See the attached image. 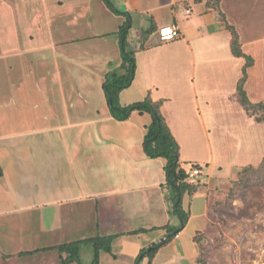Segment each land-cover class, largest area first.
Here are the masks:
<instances>
[{
  "label": "crops",
  "instance_id": "0c3cea01",
  "mask_svg": "<svg viewBox=\"0 0 264 264\" xmlns=\"http://www.w3.org/2000/svg\"><path fill=\"white\" fill-rule=\"evenodd\" d=\"M0 2V7L10 13L7 10L8 3L4 0ZM109 2L111 6L106 0L104 2V6L110 12L109 18L104 13H98L101 10L100 7L96 5L94 9L95 5H91L90 13H96L97 19L95 18L94 23H86L88 34H80L83 25L74 21L64 23V25L74 27L79 33L78 36L51 39V32L46 34L50 42L45 40L46 43L40 44L38 49L40 47L48 50V54L55 57L52 61L42 58L34 60L33 57L32 59L28 57L30 63H26L27 57L22 62L13 59L15 58L13 50H18L16 53L18 52L21 57L23 55L19 51H35L37 44L28 42L22 44L19 38L26 41L34 40V19L37 16L34 17V13L29 14L20 10H13L14 13L11 14L14 18V25L16 24L13 29L11 28L12 38L16 43L12 50L10 47L1 45L2 71L8 74L7 72L10 71L8 68L14 64L34 65L41 70L40 79L45 85L41 90L46 89L53 93L54 90H59L60 97L55 109H51V104L55 106L57 103L51 101V95L46 92L48 103L45 105L47 111H44L43 117L49 118V112L56 110H63L66 115L70 105L74 113L83 112L91 105L97 115L82 119L69 118L57 121L56 124L47 122L39 128L26 127L10 133L0 132V166L3 171L0 176L1 256L3 253L10 254L6 253L7 249L2 248L1 243L10 241L13 238L11 235L21 231L25 227L24 223L28 222L27 220L22 221V224L18 225L19 228H16L18 230L15 231L9 232L4 228L7 225L4 220L10 221L15 218L18 211L49 209V207L51 209L56 205L75 202L90 203L93 215H89L88 212L85 220L90 218L92 221L85 224L82 221L83 217L79 215L82 218L79 226L75 228L69 226L68 230L81 229L86 232L87 228L88 233L92 232L94 236L97 234L116 235L112 244L113 252L103 251L100 264H134L143 248L160 242L168 234V230L166 234V229H164L167 223H175L173 227H177L180 223L177 216L170 217L169 207L173 203L169 204L165 195H171L170 190L164 186L166 184L165 159L150 158L143 150L146 126L151 122L152 117H145L147 113L141 114L134 111L127 120L121 121L112 116L110 109L109 113L105 112L100 115L98 113L100 108H96L95 103H89L92 97L103 95L104 90L102 93L100 89H104L103 82L110 64L120 65L122 62V44L119 36V29L123 24L122 13L126 14V20L128 17L131 18L128 42L135 51L136 65L140 66L145 78L144 87L138 86L137 90H149L148 94L154 100H163L162 113L180 144V155L183 143L180 137L178 138L176 129L181 130L182 126L177 127L166 114L167 107L170 106L168 104L175 101L177 93L172 84L170 85L174 89L167 85L165 89H161L158 76L168 70L161 68V65L170 67L174 63L178 64V66L174 65L178 67L174 69V72L179 71L178 76L180 77H175L174 74L175 83L191 79L192 85H188L189 92H186V95H190L191 90L196 93L198 105V90H204L205 87L199 86L195 81L198 71L196 66L200 65L221 66L218 70L210 69L212 73L208 72L209 68H205L206 76L211 77L212 83L218 81L223 84L222 86L228 79H233L234 87H231L233 89L231 96H235V85L243 75L246 59L232 53V33L227 27L229 23L238 31L244 53L254 58V64L248 68L246 88L247 82H250L257 68L258 61L254 43L259 39L257 33L264 32V27H260L261 19L251 21L246 14L264 13V0H220L218 8H208L206 6L208 0H114V2L109 0ZM64 3V0H58L60 7ZM19 13H22L24 17L22 26L27 28L24 36L16 30L20 27ZM46 13H40L41 16H39L44 20L43 24L39 23L43 25L40 33L44 34L50 25V18L46 16ZM136 18L143 20V25L140 26L143 29L142 33L140 31L141 34H139L140 28L135 26ZM147 19L150 21L148 22ZM173 24L178 27L179 36L174 40L161 41L157 36L158 29ZM151 29L153 32L148 33ZM82 42V51L78 55L75 56L76 49H68V54L66 46L78 47ZM211 50L220 51L223 56L220 54L208 56ZM7 57H10V61L4 60ZM190 66L192 69L186 71V68ZM190 71L193 73L191 74ZM214 71L218 74L217 80L212 76ZM155 78H157L156 81ZM88 83L92 85L91 89L88 88ZM212 83L207 87L213 88ZM78 85L81 89H78ZM98 85H101L100 89ZM64 88L68 91L65 92ZM173 94L176 97H173ZM184 96L183 94L180 98L181 102ZM9 98V103L12 101L11 107L13 108L17 98L13 99L10 96L5 97V101L0 103V109H3ZM182 103L180 111H183L185 107ZM94 110H91L93 114ZM134 119L136 122L133 121ZM208 127L209 125L204 126L208 144L212 147L213 138L209 134ZM4 129L5 127L0 124V131ZM52 146L56 148L53 153H51ZM180 161L186 169L181 158ZM193 161L203 167L202 172L206 170L205 166L209 168L208 162L204 164L196 159ZM205 174L206 172L200 179H203ZM212 174L213 171H210L209 177ZM206 183L202 180L201 185L204 186L206 192L203 197L206 203L205 208L209 209V191ZM201 185L193 195L204 192ZM187 194L183 198L185 203L188 202ZM187 208L190 211V218L186 227L193 225L197 218L206 216L205 212L194 211L192 205ZM196 226L194 223V234L185 235L184 230L179 232L170 243L158 251L151 264H179L180 261H188L189 263L186 264H200L198 249L189 247L190 242L193 246L196 244L194 237L203 230L199 225ZM140 228H146L148 231L131 234L132 231ZM52 231H60L61 235L68 233L65 232L64 227L61 229L51 226L50 232ZM41 233V230L33 232L35 236H32L31 240L37 245L34 250L46 248L38 246L42 238ZM23 239L25 240L26 237ZM28 251L22 249L19 254ZM75 263L77 262L72 264ZM142 264H149L148 258L144 259Z\"/></svg>",
  "mask_w": 264,
  "mask_h": 264
},
{
  "label": "rangeland",
  "instance_id": "374dc122",
  "mask_svg": "<svg viewBox=\"0 0 264 264\" xmlns=\"http://www.w3.org/2000/svg\"><path fill=\"white\" fill-rule=\"evenodd\" d=\"M4 1L8 3L7 10H9L10 13H7L0 7V50L3 45L4 47H10L12 50L16 43L12 38L13 33L11 30V28L13 29L14 26H16V24L14 25V18L11 15L14 13L13 10L25 11L29 14L34 13V17L37 16L36 19H34V40L26 41L25 39L22 40L19 38V42L22 44H24V42L37 44L35 46V51H19L22 52L23 57H21L18 55V52L16 53L18 50H13V54L15 55L13 59L22 62L27 57L26 63H30L28 62V57L30 59L33 57L34 60L42 58L46 61H52L53 58H55L53 55L48 54V50H43L40 47L38 49L40 44L46 43L45 40L50 42V39L46 36L48 32H51V39L78 36L79 33L74 27L66 26L64 23H70L71 21L75 23L80 22L83 25L80 34H88L85 27L86 23H94L96 18V13H90L91 5H95L94 9L96 5L100 7L101 10L98 11V13H104L108 15V18L110 13L104 6L105 0H64L65 3L62 7L58 5V0ZM39 12H47L46 16L50 18L49 29L45 34L40 33L43 27V25L41 26L40 24H43L44 20L39 17L41 16ZM125 15L124 13L121 15L123 24L126 23ZM246 15L251 21L261 19L262 22L260 27H264V13H247ZM23 18L22 13H19L20 27L16 30H19L21 36L25 35V29H27L22 26ZM148 19L147 21L149 22L150 20ZM141 25H143V20L141 18H136L135 26L140 28L139 34L143 31L140 27ZM76 28L78 27L76 26ZM89 32L91 33V31ZM257 34H259V39L254 43V47H256L255 54L257 56L258 65L250 82H247V88L245 83V88L248 89L247 91L251 101L264 102V32H259ZM82 45L83 42L80 43L78 47L66 46L65 49L67 52L68 49H76V56L82 51ZM24 46H26V44ZM128 49H132V47L128 45ZM218 54L222 55L220 51L211 50L207 55L212 56ZM162 59L163 57L161 56V60ZM4 60L10 61V57L4 58ZM135 61L137 62V59H135ZM121 64L109 66L107 73L115 68L118 74L128 72L129 70L126 71L124 67H121ZM174 65L178 66V64L175 63L170 67H166L164 64L163 66L161 65V68L168 70L164 74L160 73L158 80L161 81V89H165L167 85L171 89L175 88L174 90L177 93V97L174 94L172 95L176 97V99L174 102H171V104H168L170 106L167 107L168 111L166 114H168L172 123H175L177 127L182 126L181 130L176 129L178 132H176V134L177 136L179 135L178 138L180 137L183 143L180 158L186 169H189L195 164V161H193L195 159L204 164L205 162L210 164L209 168L205 166L206 170H203V172V167H200L202 168L201 174L196 182L200 184L202 180L207 182L206 185L208 186L210 201L209 209L205 208L206 203L203 201L204 194L206 195L204 186L202 187L201 185L204 189V192H201L203 194L198 193L191 196L187 193L184 194V196L187 194L188 197L187 203H185V199L183 200L184 210H187V207L192 205L194 211H202L206 214V216L197 218L194 221V223L202 227L204 231L202 230L198 234L200 241H196L194 246L190 242L189 247H195L196 250L198 249L197 253L201 254L200 249L204 246L205 257L211 264H264V172H255L251 170L245 174L243 181L241 180L238 182L240 186L236 184L240 178L238 175L240 169L249 165L258 167L260 161L264 157V122L259 123L255 119H252L253 117L251 118L245 112L242 105L236 99V96H231L233 90L231 87L234 83L233 79H228L227 82L224 83V86H222L223 84L218 81L212 83L211 77L206 76L205 68H209L208 72L212 73L210 69L215 68L218 70L221 66L217 65L211 67L208 64H205L207 67L202 65L196 66L198 71L195 81L199 86H205L204 90H198V105L195 97L196 93H193L191 90L190 95H186V92H189L187 89L188 85H192L191 79H185L184 82L180 81L179 83H175V77L180 76H178L179 71L174 72V69L178 68L174 67ZM233 68L236 69L234 66ZM8 69L10 71L6 74L2 71L3 65H0V103L5 101V97L8 98L10 96H12L13 99L16 97L17 101L12 108V101L9 103V98L6 100L7 104L3 106V109H0V124L5 127V129L0 132L10 133L23 130L26 127L39 128L47 122H49V124H56L57 121H63L69 118L82 119L97 115L96 110H94L91 105L90 108L78 113H74L75 111L70 105L66 115L63 110H56L54 112L51 110L52 112H49V118L43 117L44 111H47L45 105L48 103L46 102V92H49L51 95V101L57 103L55 106L50 103L52 106L51 109H55L58 106L60 97L59 90H54V93L46 89L41 90L42 87H45L40 79L41 70H38V67L34 65L26 66L14 64ZM189 69L191 70L192 67H187L186 71ZM190 73L192 74L193 72L190 71ZM133 74V76H136L134 77L135 80L133 78L134 83L123 89L119 95V102L123 105L141 101L149 92V90L145 89L141 91L137 90L139 89L138 86L144 87L143 84L145 83V78L138 64L135 70H133ZM212 76L215 77V80L218 79L216 71L213 72ZM156 79L157 78H155V81ZM76 83L79 84V82ZM211 83L213 88L207 87ZM170 84H172L174 88L171 87ZM87 85H89L88 88L91 89L92 85L89 83ZM100 87L101 85H98L99 89ZM237 87L238 83L235 85L236 91ZM78 89H81L80 85H78ZM101 90L103 93L104 89H100V91ZM216 90L220 91L218 92ZM64 91L67 92L68 90L64 88ZM72 92H74V90H72ZM104 93L103 95L100 94V96L92 97L91 101L89 100V103H95L96 108H100V112H98L100 115H103L105 112L109 113L108 110L110 109L109 105L107 106L106 93ZM183 94L185 96L182 98V102L184 101L186 104L180 101ZM181 103L185 106L183 107V111L179 110ZM91 110H94V114ZM145 117L151 116L147 113ZM133 121L136 122L135 119ZM207 125H209V134L213 138V140L211 139L213 141L212 147L208 144L207 135L205 133L204 126L207 127ZM54 150L56 151V148L52 146L51 153H53ZM210 171H213V174L209 177ZM204 172H206L204 178L200 179ZM164 186L169 189L166 184ZM170 192L171 195L165 194L169 204L172 203V191L170 190ZM234 192L236 193L234 194ZM172 205H170V209ZM91 206L90 203L75 202L60 206L56 205L51 207V209L49 207V209H36L25 212L18 211V215L15 218H12L10 221L4 220L7 224L4 228L9 232L12 230L15 231L18 230L16 228L18 225L22 224V221L27 220L28 222L24 223L25 227L23 228L25 230L22 228V230L16 232L15 235H11L13 238L11 237L12 239L10 241L1 243L2 248L7 249L6 253L10 254L3 253V256L0 255V264H61L59 260L60 252L58 250H41V253L34 251L37 245L31 240V237L35 236L33 232L38 230L42 231L40 234L42 238L40 243H38L40 247L59 245L66 241H80L81 238L84 240L88 239L91 235L94 236V233H88L87 228L86 232L81 229L78 231H69L68 228L79 226L82 219L79 215L83 217L82 221L85 224L90 223L92 220L90 218L85 220V217L88 212L89 215H93L91 214V210H93ZM171 216L173 217L174 215L170 212V217ZM205 217H207V219H204ZM194 223L182 229L185 235L195 233V231L193 232ZM51 226L61 229L64 227L65 232L68 233H65L66 235H61L60 231L50 232ZM168 226L173 227L175 223L169 222L166 224L164 227V229H166V234ZM23 237H26V239L24 240ZM161 248H164V246ZM22 249L34 251V254H32V252L19 254V251ZM93 253L92 243L84 242L81 245L80 260L75 264H92ZM168 257L170 258L169 254ZM186 263L189 262H179V264Z\"/></svg>",
  "mask_w": 264,
  "mask_h": 264
},
{
  "label": "trees",
  "instance_id": "16d2710c",
  "mask_svg": "<svg viewBox=\"0 0 264 264\" xmlns=\"http://www.w3.org/2000/svg\"><path fill=\"white\" fill-rule=\"evenodd\" d=\"M108 5L111 6L109 0H106ZM198 1V0H196ZM220 0H208L206 6L208 8H218ZM225 18V15L222 14ZM131 27V18L128 17L126 23L122 24L119 29V36L122 44V64L121 67L128 72L118 74L117 69H113L108 72L103 82V88L106 93L107 102L110 108L112 116L117 120H127L134 111H138L141 114L149 113L152 117L151 122L146 126L147 131L143 140V150L145 154L150 158H164L166 161V185L172 191V208L170 212L172 215L179 218V225L177 227L168 226V234L158 243H154L149 247L143 248L137 256L134 264H142L143 260L148 258L149 264L152 263L156 254L162 246L167 245L172 239L182 231L186 226L190 218V211L184 210L183 208V197L185 193L193 195L200 187V183L191 182L188 178L187 170L182 166L180 161V144L175 138L170 126L168 125L166 118L162 113L163 100H154L150 94H148L143 100L133 102L130 104L123 105L119 102L120 92L129 87L134 78L133 70L136 67L135 51L128 49V32ZM228 29L232 33L231 49L232 53L237 57H244L246 59L243 67V75L238 81V87L236 91V99L242 105L246 113L253 117L257 122H264V102L251 101L248 92L245 88V83L248 78V68L254 64V58L250 54H246L243 51L240 36L236 28L227 23ZM153 29L148 31L152 33ZM129 62V64H128ZM113 64H110L112 66ZM133 67V68H132ZM132 68V69H131ZM194 166L201 167L200 164L195 163ZM202 169V168H200ZM264 172V157L260 161L258 167L253 165L245 166L238 172L239 181H243L245 174L249 171ZM3 174L0 166V176ZM236 192H234L235 194ZM148 229L140 228L132 231L131 234L146 232ZM200 232L195 235V240L200 241L198 236ZM116 235H99L91 236L88 239H81L80 241H69L63 242L59 245H54L42 249H36L34 251L41 250H58L60 252L59 260L61 264H72L80 260L81 245L85 243H92L93 245V263L100 264L101 253L109 252L112 253V244ZM204 246L201 247L198 257L200 264H211L205 257ZM34 251L21 252L20 254H27ZM65 254V255H64Z\"/></svg>",
  "mask_w": 264,
  "mask_h": 264
},
{
  "label": "built area",
  "instance_id": "2783aa9c",
  "mask_svg": "<svg viewBox=\"0 0 264 264\" xmlns=\"http://www.w3.org/2000/svg\"><path fill=\"white\" fill-rule=\"evenodd\" d=\"M179 35L176 25H168L158 29L157 36L161 41H170L177 38ZM188 178L191 182H197V178L201 174V169L198 166H192L187 169Z\"/></svg>",
  "mask_w": 264,
  "mask_h": 264
}]
</instances>
